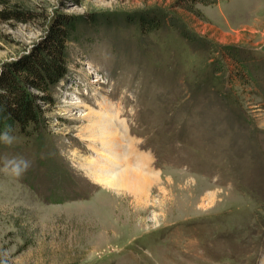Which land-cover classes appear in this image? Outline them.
Listing matches in <instances>:
<instances>
[{
    "label": "rangeland",
    "instance_id": "1",
    "mask_svg": "<svg viewBox=\"0 0 264 264\" xmlns=\"http://www.w3.org/2000/svg\"><path fill=\"white\" fill-rule=\"evenodd\" d=\"M61 14L97 22L69 44L67 77L42 104L40 127L0 142V169L31 162L18 178L0 171V258L264 264V0H0V76ZM150 14L162 25L146 34L140 16ZM107 109L133 165L146 168L147 156L159 178L147 206L117 203L83 167L98 159L81 139L91 135L86 114Z\"/></svg>",
    "mask_w": 264,
    "mask_h": 264
},
{
    "label": "trees",
    "instance_id": "2",
    "mask_svg": "<svg viewBox=\"0 0 264 264\" xmlns=\"http://www.w3.org/2000/svg\"><path fill=\"white\" fill-rule=\"evenodd\" d=\"M140 19L146 34L158 31L162 25L154 14L140 16ZM95 20L96 16L58 15L48 37L32 54L7 65L0 76V132L10 129L11 134L17 128L40 127L45 120L42 104H53L52 91L67 77L69 44L78 36L80 26L97 22ZM229 56L237 60L235 53L229 52ZM245 67L247 65L240 62L239 69L244 71Z\"/></svg>",
    "mask_w": 264,
    "mask_h": 264
},
{
    "label": "bare ground",
    "instance_id": "3",
    "mask_svg": "<svg viewBox=\"0 0 264 264\" xmlns=\"http://www.w3.org/2000/svg\"><path fill=\"white\" fill-rule=\"evenodd\" d=\"M97 81L101 82L99 79ZM73 104L76 105V102ZM108 111L109 109L103 113L90 111L86 114L93 125L86 127L91 135H83L81 139L94 144L92 147L98 159H85L83 167L93 180L116 194L117 203L127 205L126 200L129 199L137 207L147 206L152 202L151 186L158 184L159 178L154 181L152 174L146 171L150 161L147 156L141 158L146 168L133 165L132 157L126 154V145L122 142L126 138L122 136ZM129 148L132 155L139 156L134 152L132 143H129ZM215 196V193H210L204 198L202 206L207 208L213 205Z\"/></svg>",
    "mask_w": 264,
    "mask_h": 264
},
{
    "label": "clouds",
    "instance_id": "4",
    "mask_svg": "<svg viewBox=\"0 0 264 264\" xmlns=\"http://www.w3.org/2000/svg\"><path fill=\"white\" fill-rule=\"evenodd\" d=\"M10 129L4 132H0V142L5 144H11L14 137L10 135ZM31 167V162L24 159L23 157H17L13 159L5 160L4 166L0 171H3L5 175L14 177H21ZM7 253L4 254L3 258H0V264H9L7 260Z\"/></svg>",
    "mask_w": 264,
    "mask_h": 264
}]
</instances>
